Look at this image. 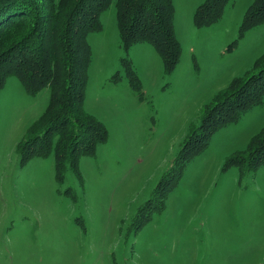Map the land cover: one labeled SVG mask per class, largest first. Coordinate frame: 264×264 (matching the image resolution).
<instances>
[{"label": "rangeland", "instance_id": "374dc122", "mask_svg": "<svg viewBox=\"0 0 264 264\" xmlns=\"http://www.w3.org/2000/svg\"><path fill=\"white\" fill-rule=\"evenodd\" d=\"M204 1L173 0L181 53L170 74L151 45L122 49L114 4L101 15V31L87 38L84 110L107 140L80 159L79 175L68 168L63 182L53 156L22 166L17 150L46 111L49 90L29 96L17 79L7 80L0 91V264H264V167L224 169L264 128V102L214 134L164 201L155 190L204 107L264 52V23L238 38L252 0H231L216 24L197 29L193 14ZM122 59L140 80L141 100Z\"/></svg>", "mask_w": 264, "mask_h": 264}, {"label": "trees", "instance_id": "16d2710c", "mask_svg": "<svg viewBox=\"0 0 264 264\" xmlns=\"http://www.w3.org/2000/svg\"><path fill=\"white\" fill-rule=\"evenodd\" d=\"M230 1L205 0L193 14L194 26L200 29L216 24ZM112 4L122 49L149 44L162 59L165 74L172 73L181 53L174 30L173 0H0V91L12 77L29 96L49 90L46 111L18 146L21 165L53 156L60 182L68 168L79 175L80 159L94 157L97 147L107 140L106 129L85 112L84 101L91 62L87 38L101 31L100 17ZM263 23L264 0H252L238 38ZM121 64L130 87L143 99L132 63L122 59ZM119 80L117 73L111 82ZM263 102L264 52L248 73L234 79L204 107L201 122L184 141L175 166L155 188L162 190L161 200L176 188L186 166L208 149L214 134L236 124ZM262 167L264 128L244 151L227 159L224 169L255 174Z\"/></svg>", "mask_w": 264, "mask_h": 264}]
</instances>
